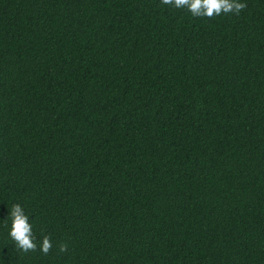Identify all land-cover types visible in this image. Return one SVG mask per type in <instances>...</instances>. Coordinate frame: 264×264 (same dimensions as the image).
I'll use <instances>...</instances> for the list:
<instances>
[{
  "label": "trees",
  "instance_id": "trees-1",
  "mask_svg": "<svg viewBox=\"0 0 264 264\" xmlns=\"http://www.w3.org/2000/svg\"><path fill=\"white\" fill-rule=\"evenodd\" d=\"M241 2L0 0V264H264V0Z\"/></svg>",
  "mask_w": 264,
  "mask_h": 264
},
{
  "label": "clouds",
  "instance_id": "clouds-1",
  "mask_svg": "<svg viewBox=\"0 0 264 264\" xmlns=\"http://www.w3.org/2000/svg\"><path fill=\"white\" fill-rule=\"evenodd\" d=\"M161 3L178 9L186 8L193 17L209 19L222 14L239 15L247 7L241 0H161ZM9 218L11 219L9 236L19 250L23 253L39 250L43 255H48L52 251L53 243L49 235H43L39 243L37 242L29 216L25 214L20 204L12 205ZM57 248L58 254L67 253L68 244L59 242Z\"/></svg>",
  "mask_w": 264,
  "mask_h": 264
}]
</instances>
